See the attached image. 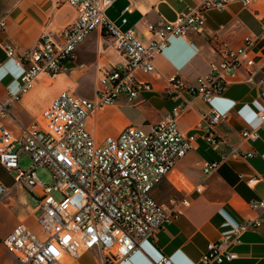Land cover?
I'll return each instance as SVG.
<instances>
[{
  "label": "built area",
  "instance_id": "built-area-1",
  "mask_svg": "<svg viewBox=\"0 0 264 264\" xmlns=\"http://www.w3.org/2000/svg\"><path fill=\"white\" fill-rule=\"evenodd\" d=\"M116 0H64L76 11L75 19L63 28L41 34L32 48L21 51L15 44H1L7 59L21 70L16 89L0 99V166L12 174L14 185L39 192L33 216L36 230L24 222L16 224L3 239V245L18 264H71L87 252H93L100 264L126 262L148 238H156L166 225L179 219L189 207L187 197H171L159 203L153 189L174 173L177 163L192 148L195 134L180 131L178 116L193 100L210 103L220 97L243 71L246 80L255 64L254 46L264 45V28L249 34L236 48L218 50L217 60L205 75L188 84L172 74L166 78L163 95L181 99L170 112L144 131L127 125L116 134L99 141L90 131L88 120L104 112L119 97L132 103L141 92H150V82L139 81L136 74H152L154 58L170 38L201 32L206 13L224 10L230 0H198L174 20L147 26L149 38L142 40L132 28L120 30L106 15ZM251 0H243L247 5ZM6 15L0 17V31L6 28ZM126 23V19H121ZM106 35L122 58L119 65L99 69L94 96L88 98L68 89L60 90L37 113L28 128L14 136L4 125L9 108L34 89L41 76L53 78L77 65L76 49L92 32ZM84 68L83 64L78 65ZM264 86V82H263ZM202 138L207 146L227 143L216 126L228 119L215 111L200 113ZM257 125L240 132L242 140L257 141L264 132V106L256 113ZM25 153L30 167L21 170L19 156ZM255 156L231 146L219 160L205 162L203 173L216 170L228 157L248 159ZM37 167L50 171V183H41ZM252 177L248 182H256ZM191 190L200 192L199 187ZM11 188L0 183V202ZM252 209H264V198L249 203ZM261 221L244 219L232 229L229 239L208 242L200 264H221L237 258L230 251L241 243L247 230ZM154 264H170L162 256Z\"/></svg>",
  "mask_w": 264,
  "mask_h": 264
},
{
  "label": "crops",
  "instance_id": "crops-1",
  "mask_svg": "<svg viewBox=\"0 0 264 264\" xmlns=\"http://www.w3.org/2000/svg\"><path fill=\"white\" fill-rule=\"evenodd\" d=\"M5 1L9 3L0 8V17H7L6 28L0 31L1 100L6 98L8 91L16 89L21 73L5 57L1 44L13 43L19 50L26 51L35 46L41 34L57 31L76 17V11L64 0ZM197 3L198 0H116L106 10V15L120 30L132 28L142 40H147L149 24L172 21L186 7ZM122 18L126 23L121 22ZM263 28L264 0H251L247 5L243 0H230L224 10L207 12L201 32L170 38L167 46L154 58V72L136 74L137 80L152 84V91L141 92L132 103L119 96L104 112L89 118V129L99 141L127 125L148 131L181 102V99L164 97L162 92L168 76L175 74L188 84L194 83L198 76L208 73L210 63L217 60L219 49L236 48L245 36L259 34ZM254 51L255 64L249 80L240 71L237 81L229 84L220 97L210 103L195 99L178 116L180 131L195 134V142L177 163L174 173L157 184L152 193L162 204H167L171 197L185 196L190 205L179 219L161 229L156 238L144 240L140 250L119 264H154L162 256H166L170 264H200L208 242L231 238L233 227L247 218L259 219L260 226L247 230L240 238L241 243L230 248L237 254L236 259L221 264H264V209L249 206L250 202L264 198V132L255 142L242 140L240 136L242 130L257 125L256 113L264 106V45L257 44ZM76 58L77 65L58 75H62L65 82L57 89H48L50 82L43 76L33 90L10 106L9 117L3 123L14 136L30 127L39 110L64 87L92 98L99 69L119 65L122 61L109 38L99 30L78 45ZM79 73L84 74L82 78H77ZM83 81L90 84L93 93L82 91ZM205 111L228 115L226 121L216 126L217 133L225 136L227 143H218L215 147L206 145L200 118V113ZM230 145L243 151L251 150L255 156L248 159L228 157L216 170L203 173V164L219 160L221 155L229 152ZM2 170L5 171L0 166V183L11 188V192L0 202V264H18L2 241L19 222L36 230L33 210L39 192L15 186ZM174 177L178 186H175ZM252 177L257 181L248 182ZM183 182L185 187H190L186 191L178 189ZM193 187H199L201 191L191 190ZM84 255H90L94 264H100L93 252L83 254L71 264H81Z\"/></svg>",
  "mask_w": 264,
  "mask_h": 264
},
{
  "label": "rangeland",
  "instance_id": "rangeland-1",
  "mask_svg": "<svg viewBox=\"0 0 264 264\" xmlns=\"http://www.w3.org/2000/svg\"><path fill=\"white\" fill-rule=\"evenodd\" d=\"M8 3L9 2H7L5 0H0V8L1 7H5ZM13 72L15 73L16 71L13 69ZM13 72H12V74H13ZM83 75L84 74L79 73L77 78H82ZM44 78L50 82V85H49L48 89H51V90L57 89L58 86H61L65 82V79H64V77L62 75L61 76H56V77H53V78H48L47 76H44ZM83 84H84V88H83L82 91H85V92H87L89 94L93 93V89H92V87L90 86L89 83H86L85 81H83ZM36 89H37V87L35 88V90ZM64 89H67V87L62 88L61 90H64ZM44 90H46V89H44ZM44 90H41V91H44ZM69 90L76 92V90H74L73 88H71ZM82 96L87 97L86 94L82 95ZM88 98H91V97H88ZM19 167H20L21 170H24V171L27 170L30 167V159L25 153L20 155ZM2 172H4V174H6V177L9 180H13L12 176L7 174L6 171L2 170ZM35 172H36V176H37L38 180L41 183H43V184H49L50 183V171L46 167H37ZM173 179H174L175 186H176L177 183H178V180L175 177ZM188 188H190V187L188 185L185 187V184L183 182V184L180 185L178 189H182V190L186 191ZM81 264H94V260H93V258L90 255H84L81 258Z\"/></svg>",
  "mask_w": 264,
  "mask_h": 264
},
{
  "label": "bare ground",
  "instance_id": "bare-ground-1",
  "mask_svg": "<svg viewBox=\"0 0 264 264\" xmlns=\"http://www.w3.org/2000/svg\"><path fill=\"white\" fill-rule=\"evenodd\" d=\"M41 77H42V76H41ZM41 77H40V78H41ZM42 78H43V77H42ZM43 79H44V78H43Z\"/></svg>",
  "mask_w": 264,
  "mask_h": 264
}]
</instances>
